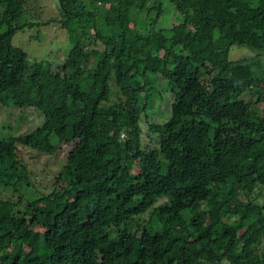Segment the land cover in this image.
Returning a JSON list of instances; mask_svg holds the SVG:
<instances>
[{
    "label": "trees",
    "instance_id": "obj_1",
    "mask_svg": "<svg viewBox=\"0 0 264 264\" xmlns=\"http://www.w3.org/2000/svg\"><path fill=\"white\" fill-rule=\"evenodd\" d=\"M36 1L0 0V103L44 118L0 139V187H32L17 144L70 150L48 194L0 196V264H264V0H169V36L136 29L149 0H58L61 64L13 44ZM149 74L172 92L154 146Z\"/></svg>",
    "mask_w": 264,
    "mask_h": 264
},
{
    "label": "rangeland",
    "instance_id": "obj_2",
    "mask_svg": "<svg viewBox=\"0 0 264 264\" xmlns=\"http://www.w3.org/2000/svg\"><path fill=\"white\" fill-rule=\"evenodd\" d=\"M158 6H161V12L157 17L156 8ZM148 7L154 8L146 9L142 14H138L135 21L136 29L141 32L162 29L166 30V35L169 36L167 31L180 22V17L174 11L170 1L149 0ZM28 9L29 14L22 18L21 22H32L35 25L32 28L19 31L13 38L14 46L22 49L27 54L30 62L49 61L53 64H61L71 48L68 34L57 27L59 25L57 22L46 24L49 20L59 19L58 0H37L34 4L28 6ZM251 56H254V54L249 49L234 46L229 53V60L239 61ZM147 77L153 89L151 91L153 102L148 105L141 117L142 140L143 144L154 146L148 138V123L155 121L161 124L168 120L172 92L166 79L153 74H149ZM113 92L116 93L114 88ZM241 99L246 103H250L255 100V97L246 92L241 96ZM43 121V115L34 108L4 106L0 103V139L26 136L40 127ZM17 147L20 150L19 158L30 173L32 187L26 190L19 187L16 191L11 188L3 189L0 187V196L13 201L17 200L20 195L37 199L41 195L48 194L53 188L58 173L65 165L70 146H61V149L54 155L39 153L19 144H17ZM134 172H138V169H135ZM263 195L264 192L259 193L256 201L261 202ZM148 218L149 213L141 216L142 221H147ZM168 247L169 243L164 241L162 250H166Z\"/></svg>",
    "mask_w": 264,
    "mask_h": 264
},
{
    "label": "water",
    "instance_id": "obj_3",
    "mask_svg": "<svg viewBox=\"0 0 264 264\" xmlns=\"http://www.w3.org/2000/svg\"><path fill=\"white\" fill-rule=\"evenodd\" d=\"M61 1V0H60Z\"/></svg>",
    "mask_w": 264,
    "mask_h": 264
}]
</instances>
